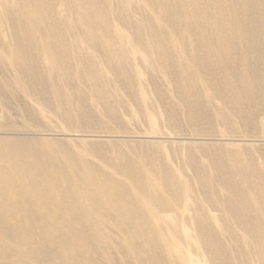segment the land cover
Listing matches in <instances>:
<instances>
[{"label": "bare ground", "instance_id": "1", "mask_svg": "<svg viewBox=\"0 0 264 264\" xmlns=\"http://www.w3.org/2000/svg\"><path fill=\"white\" fill-rule=\"evenodd\" d=\"M133 1L136 11L116 20L122 28L134 25L146 46L163 49L164 70L172 59L183 70L182 83L200 85L184 86L181 96L190 107L203 103V119L212 116L223 131L207 134L201 128L206 125L203 119L191 118L198 127L193 130L201 131L188 136L59 145L34 132H8L0 127V264H85L97 255L94 232L101 219L115 223L119 243L132 252H159L165 237L150 223L170 220L171 212L175 223L185 224L192 264H264L263 205L253 206L256 200L250 194L257 189L249 180L263 173L264 193V165L254 168L257 154H263L264 164V0L215 1L221 13L229 9L234 14L229 27L239 26V17L244 19L236 32L196 30L197 20L201 22L197 0H158L164 7L180 6L182 15L164 10L156 13L157 20L143 14L153 0L114 3ZM8 6L3 0L4 10ZM128 13L126 7L123 14ZM154 23H161L159 29L162 23L180 24L184 34L159 31ZM23 33L6 30V15L0 18V50L6 57L12 52L17 68L23 48L35 44L34 38ZM116 38L131 41L133 35L121 33ZM166 42L179 53L171 57L174 53L165 47ZM181 48L186 49L181 52ZM0 78L7 80L5 74ZM239 109L259 130H237L234 122L240 117ZM6 111L0 96V115ZM186 120L190 123V118ZM255 133L260 134L251 136ZM173 143L216 158L185 180L168 165L148 164L150 156L163 153L164 144ZM89 156L100 163L91 162ZM247 161L253 168L247 167ZM187 190L204 197L192 196L181 208L176 203Z\"/></svg>", "mask_w": 264, "mask_h": 264}, {"label": "rangeland", "instance_id": "2", "mask_svg": "<svg viewBox=\"0 0 264 264\" xmlns=\"http://www.w3.org/2000/svg\"><path fill=\"white\" fill-rule=\"evenodd\" d=\"M157 1L153 0L152 7L148 6L143 14H148L150 18L156 20V13L164 10H168L169 14L175 12L176 16L182 15L180 6L164 7L161 6L163 3ZM181 1L191 0L176 2ZM215 1L219 4L218 0H197L195 6L201 14L199 16L201 22L197 20L196 30L221 29L236 32L242 28L244 19L240 17L239 26L229 27L227 23L231 22L234 14H230L229 9L221 13ZM6 2L9 4L8 10L7 8L4 10L3 0L0 1V18L6 15V30L23 31V34L35 39V44L23 48L18 68L12 52L11 57L9 52L6 57L0 50V74L7 77V80L0 78V96L5 99L8 107V111L0 115L1 129L8 132L12 130L34 132L39 134V137L59 142V145L62 143L80 145L88 142L106 144L111 140L155 141L159 139L150 137L166 134L182 137L201 131L193 130L198 127L192 123L191 118L199 122L204 118L202 114L206 107L203 103L190 107L189 101L181 96V88L184 86L200 85L182 83L183 70L177 68L172 59L171 66L167 64L169 68L164 70L162 64L166 63L162 60L163 49L146 46L135 31L134 25L122 28L116 20L134 13L136 2L122 4L114 3V0H76L74 4L71 0H6ZM147 5L146 2L145 6ZM95 6H98L97 9ZM126 7L129 13L123 14ZM7 12L10 13V18L7 17ZM143 14L137 15V18ZM160 24H155L159 31H178L176 34H184L180 24L171 27L162 23L163 28L159 29ZM121 33L133 35V40L118 42L116 35ZM105 36L109 38L106 40ZM11 46L12 44L8 42L9 49ZM167 46L174 53L171 57L179 53L168 42L165 43V47ZM185 49L181 48V52ZM143 56L147 60L142 59ZM149 56L153 57L149 59ZM197 90L200 91V88ZM260 102L263 103V100ZM239 110L240 114L238 112L237 114L240 117L234 122L237 130H259L256 124L246 117V113L241 114L243 110ZM114 115H117V119L113 117ZM186 118H190V123ZM201 123L206 124L201 125V128L207 134L218 133L224 128H221L212 116L203 119ZM178 145L164 144L162 155L150 156L148 164L152 167L168 165L178 173L180 180H185L193 177L196 169L212 163L216 158L205 156L199 149ZM142 157L145 159V156ZM89 160L100 163L92 156H89ZM262 165L263 154H257L254 168L263 169ZM247 167L253 168L252 163L247 161ZM180 168L187 172L185 174L178 172ZM253 175L254 177L249 180L253 183L252 187L257 190L250 195L256 200L253 206L260 208L263 205L264 225L263 173L257 172ZM181 195V200L176 203L181 208L192 196L204 197L203 194L190 190ZM203 215L207 216V213ZM175 217L176 215L171 212L170 220L150 223L155 232L165 237L161 251L150 254L134 253L128 246H122L116 236L118 229L113 226L115 223L110 220H98L99 227L94 232L96 239L93 242L94 247H98L97 255L85 264H192L193 257L187 255L191 245L185 237V224L175 223ZM145 218L149 221L147 217ZM97 222L95 221V224ZM181 253H186V256Z\"/></svg>", "mask_w": 264, "mask_h": 264}]
</instances>
